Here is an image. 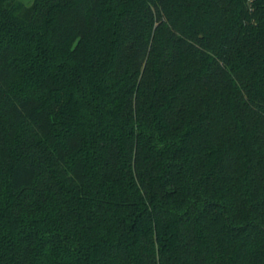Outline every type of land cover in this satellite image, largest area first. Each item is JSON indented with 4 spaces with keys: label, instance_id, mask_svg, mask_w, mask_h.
<instances>
[{
    "label": "trees",
    "instance_id": "trees-1",
    "mask_svg": "<svg viewBox=\"0 0 264 264\" xmlns=\"http://www.w3.org/2000/svg\"><path fill=\"white\" fill-rule=\"evenodd\" d=\"M0 264H264V0H0Z\"/></svg>",
    "mask_w": 264,
    "mask_h": 264
},
{
    "label": "rangeland",
    "instance_id": "rangeland-1",
    "mask_svg": "<svg viewBox=\"0 0 264 264\" xmlns=\"http://www.w3.org/2000/svg\"><path fill=\"white\" fill-rule=\"evenodd\" d=\"M21 2V4L25 5V6H28V0H19ZM33 0H31L32 2Z\"/></svg>",
    "mask_w": 264,
    "mask_h": 264
},
{
    "label": "clouds",
    "instance_id": "clouds-1",
    "mask_svg": "<svg viewBox=\"0 0 264 264\" xmlns=\"http://www.w3.org/2000/svg\"><path fill=\"white\" fill-rule=\"evenodd\" d=\"M28 4H29V5L31 4V0H28Z\"/></svg>",
    "mask_w": 264,
    "mask_h": 264
}]
</instances>
